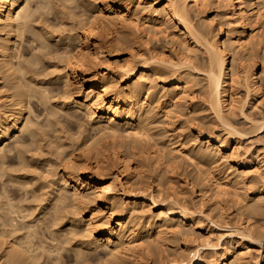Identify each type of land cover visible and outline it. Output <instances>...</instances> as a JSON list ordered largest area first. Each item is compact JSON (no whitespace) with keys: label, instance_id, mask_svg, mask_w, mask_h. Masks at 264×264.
Listing matches in <instances>:
<instances>
[{"label":"bare ground","instance_id":"bare-ground-1","mask_svg":"<svg viewBox=\"0 0 264 264\" xmlns=\"http://www.w3.org/2000/svg\"><path fill=\"white\" fill-rule=\"evenodd\" d=\"M147 3L152 7L160 3L163 4L161 11L155 7L152 8L151 13L149 12L150 15L156 16L154 19L150 16L153 20L157 19L161 21V23L163 20L165 23L172 21L174 25L176 24L180 27L181 33H174L175 35H170L171 37H169V34L166 35L167 40L174 46V57H164L165 54L161 56L162 52L160 55H156L152 51H149V53H147V51L146 56L137 52V54L131 53L129 59L125 61H121L118 58L114 61H109L107 58V50L113 47L114 44L119 46L125 43L124 40L112 37L114 31L130 26L137 33L142 32V28L147 31L148 35L149 33H154L155 35L158 32L162 33V25L158 26L155 25V23L150 24L148 22L141 24L137 21V13L143 11L141 10L143 8L142 4ZM79 5L84 8H90V12L88 13V15H90L88 16L86 14L87 17L82 18V13L79 14L76 8L79 7ZM209 7H214L218 10L217 15L221 18V21L219 20L220 22L217 21V23H219L216 31H212L211 29L215 23V17H210V19L201 16H205ZM146 10H148V8ZM37 13L38 16L36 17ZM50 15L56 16V19L58 18L60 20L58 24L63 27L67 25V20L70 19V21H72V24L69 23L70 27L62 38H57L58 36H55L56 31H53V28H55L53 24L51 29H49L51 25H48V21L50 24L52 19ZM251 16L260 21L261 26H263L262 28H264V0H164L163 2H161V0H0V74L3 80V83L0 84V180L5 178L4 176H6L7 172L4 171L6 170V166H3V160H1L3 159L2 156L8 155L6 153L3 154L7 146V151L10 153L13 148L16 149L15 147L19 142L23 144V140L25 139L24 136L21 135H23L24 132L26 133V131L28 132V130L32 138H35V136L38 138L37 136H39L40 131L37 132L36 130L40 127L36 126V128H32L35 126H31L32 124L28 122L31 117L27 120L29 107L32 110V104L30 105L31 99L35 98L34 101L37 100L40 104L42 102V104H45L46 101L49 105L52 98L51 95L56 91L54 89L48 90L44 88L46 85H38V81L29 80L28 74L34 70H32L33 67L41 63L43 64H41L42 67L45 66V62H41L42 59L46 61V56L50 59L54 52H56V58H51L52 60H48V63L50 64L49 68L53 69L52 73L55 76L54 80L61 81V90H63L66 98L68 97L70 99V101L67 99L69 102H63L64 105L68 106V108L73 107L76 109L78 107L81 109L90 121L95 122L94 124L96 127L93 126V128L97 129L99 134H101L96 138L93 137L94 139H85L84 137L85 140L83 142L86 149L85 152H87V154H85H91L93 156L97 169L95 170L88 159L85 160L88 157L83 159L84 157L82 155V160H79L73 153H68L69 156L64 153L69 157L63 158L67 159L66 163L63 161L61 162L65 164L64 172L59 180L53 181L54 183H51L52 185L49 186L51 190L49 192V198L45 196L47 197L45 202L47 201L49 205L48 210L51 209L53 212L50 214L51 217L48 215L51 210H49L50 212L47 211L48 213L46 212V215L49 216L48 218H52L55 227L56 225L58 226L57 220H62L63 228L70 230L69 233L73 235L74 238L76 234L74 228H76V224L80 225L81 223L84 224L85 232L88 233L89 239H84L85 241L79 240L80 242L78 246H75L76 248L74 245H69L72 240L63 242V244L67 246L69 245L75 249L78 248L79 251L75 253L77 256L75 264H85L88 261H92L94 264L114 263L119 256H123L124 254L127 256L128 254L126 253L130 252L135 253L133 251H138L139 257L154 258L155 264H251L253 261L252 251H255L257 252V256L253 263L264 264V257L260 258L261 252H264V180L261 179L262 182L255 189V194L253 196H242L240 193L241 189H250V185L253 184L254 179L260 177V172L264 169V158L261 155L252 154L242 159V169L232 171L231 167H227L220 172V176L216 179H214V170L209 171V168H197V174L192 178V181L193 184L197 182L200 184V190L195 191V195L199 198L198 200L205 201V199H208V201H211L213 210H217V216L222 217L224 214L223 202L229 199L238 206L237 210L239 211V217L234 222L225 220L220 224L228 231L226 233L229 236L226 241H221V235L216 240L210 238L208 241L202 243L204 251L201 252L200 249H196L191 253L180 252L178 256L174 257L169 255L163 257L159 255L162 244L158 242V240L155 243L149 241L147 244H144L139 242L149 237L145 239L140 238V241H138L139 238L134 239V237L141 234V231H145L144 233H146L151 229H155L158 235L167 233V231L174 235L185 236L199 233L202 229L200 218L202 212L187 207L181 202L176 193L168 194L164 193L163 189H155L152 184L139 186L136 185V183L130 184V189L133 190V192L135 191V193L131 192L129 200L127 199V203L123 206V209L120 210L118 209V202L114 200L115 197L112 195L116 185L114 181L116 180H112L111 183L106 182L100 177L101 174L98 172V169H102V167L99 168V166L104 164V161L107 159L106 155H104L105 153L103 154V150L101 149L104 148L102 147V142L104 143L106 137H110L111 139H109L112 140L111 145L110 143L108 144L112 149L111 152L109 151L111 161L114 165L122 169L126 181L134 178V170L130 163L131 153L129 151L130 148H134V145L131 146L132 142H130L129 145L127 140L133 139V143L135 142L138 144L141 139L149 136V124L146 121L150 118V115H148L150 110H155L156 106H161L164 116H166V118H171L176 112L174 108H179L178 106L181 108L185 104L191 105L188 120H186V122L184 120L181 125L183 129H191L192 127L195 129L193 137L191 136V138L188 137L183 140L184 144L187 143L189 145L191 142V147L187 150L179 149L178 147L171 148L170 161L177 158L192 160V156L194 155L204 159L205 164H203L208 165L209 163L216 162V153H230L234 155V153L237 152L234 151L238 150L239 146L241 147L245 139L250 138L251 135L255 133L264 132V115H262V117L259 116L261 118L257 119L243 113L245 114L244 120L249 125L246 128L238 127V125L234 124V120H231L233 118H230L237 108H241L243 112L244 106L249 103V92L252 90L256 93L262 88L261 84L264 83V34L262 33L264 31L259 30V27L255 25L252 26V21H249L251 20L249 19ZM199 17H201V19ZM51 22H53V19ZM249 25L252 27L250 28ZM224 26H226L225 28L227 29H225ZM148 35L146 34L145 36L148 38ZM48 36L57 41V43L64 41L65 46L62 53H57L58 50L54 49L56 46L53 48V42L48 40ZM23 41L28 43V49L38 50L39 52L37 51V53H35L33 51L34 53H32V56L29 55L31 56L29 59L24 57L25 60H20V58L24 59L23 54H19L20 51L17 52L15 47L17 42H20V46ZM259 49L261 50L260 54ZM40 52L42 54H39ZM41 55H44L46 58ZM259 57L260 66L259 61H257ZM15 58H17L18 61L14 62ZM95 61L96 63L101 61L102 69L91 75V72H89L90 68L88 67L92 66ZM44 70L46 69L44 68ZM57 70L59 71L57 72ZM54 72L57 74L55 75ZM38 75L41 74L37 73L36 76ZM43 75L44 74H42V76ZM32 78L34 79V77ZM199 78H202V80ZM161 79L164 84H162V91H159L160 89H156L153 82ZM200 80L202 82H200ZM115 81L120 83L118 87L116 86L117 84H114ZM260 81L262 83H260ZM36 85H38V87H36ZM240 85L247 89V95L244 99H241L239 96L237 97L236 91ZM164 87H167L168 90H164ZM196 87H198L197 93H199L198 95L201 97V103L205 105L202 111H209L212 115V118L209 120H207L208 116L206 117V115L199 116L201 110L197 108V103H194L196 97L194 96V91L196 92L194 89ZM1 88H3L2 91ZM59 88H61V86H59ZM165 91L167 93H165ZM161 92H163V94H161ZM60 99L62 98L60 97ZM56 108L58 107L56 106ZM49 110L51 112L50 105ZM55 111L58 110L56 109ZM54 112L53 115H55ZM46 113L49 116L51 115L48 112ZM182 114L185 116V113ZM68 115L69 116L66 118L67 120L64 118L67 122H74V120H76L75 123H78L80 120H77L72 113ZM51 118H53L52 115ZM48 122H50V120ZM35 124H37V122H35ZM41 125L43 126V124ZM61 125L60 127H62ZM80 125L78 124V126ZM212 125H217L224 129V133H226L227 136L220 138L213 130L214 127ZM44 126L43 129L47 127V125ZM51 132H53V130H51ZM18 133V137L12 142L17 143L15 147H12V143L5 142L11 140L12 137L16 136ZM153 135L154 134H152V136ZM39 137L42 140L43 136ZM59 137L57 138L61 139ZM120 138L123 139L118 140ZM231 138L236 143L232 151L229 147ZM125 139L127 140L125 141ZM257 139L264 143V135L258 136ZM39 140L38 142H40ZM144 140H147V138ZM59 141L60 140H58V142ZM202 141L205 143L203 144ZM4 143H6L5 147H3ZM60 143H62V146L65 142L61 141ZM29 144H27V146H29ZM41 146L42 144L38 148L39 150ZM63 146V149H61L65 152L66 145ZM70 146L72 145H69V147ZM32 147L33 146H31V148ZM81 147L82 146H80V148ZM52 148L54 149V147ZM58 148H55L57 149V151L55 150L56 152L60 150V148L59 150ZM135 148L140 149L138 147ZM17 149L19 151L18 154L24 157L20 154L22 152V146H17ZM26 149L28 150V148ZM15 151L17 154V150ZM55 151L53 153H55ZM121 152L125 154L124 159H121L119 156ZM58 153L62 154L63 152L59 151ZM18 154L17 157L19 156ZM55 154L60 156L57 153ZM163 156H165V154H160V157L164 158ZM56 158H58L57 160L60 159V157ZM23 159L22 163L25 160ZM29 161L31 160H28V162ZM47 161H49V159ZM22 163L19 162V165ZM28 164H30V162ZM43 166L45 168L44 164ZM209 167L211 168V165ZM7 174H9V172ZM9 175L7 176L9 177ZM56 176L57 175L54 177ZM30 179L29 177L28 180ZM6 181L7 180H5V182ZM15 182H17V180ZM116 182L119 183V186L125 184L121 183L119 179H117ZM126 183H129V181ZM29 186H31V184ZM9 198L11 199V197ZM248 198L249 200H247ZM10 202L11 200H8L9 204H11ZM115 202H117V204ZM88 203L94 204V206H96L94 211L100 212L101 214L95 213L93 210L87 214L84 213L83 209H86V206L88 208V205H90ZM17 206L19 205L17 204ZM66 206H70L69 211H65ZM33 208L32 206V209ZM70 208L73 210L70 211ZM147 208L149 210H158V214L156 216H144L142 213ZM14 209L18 210L17 208ZM8 212L6 214H8ZM67 212L70 214L68 215ZM9 213L11 214V212ZM2 214L6 215L5 212L3 213L1 211L0 217ZM23 215H20V217H23ZM2 217L4 218L5 216ZM23 218H25V215ZM13 219L9 220L10 223L11 221L15 222ZM1 220L3 219L1 218ZM50 220L48 219L49 222ZM45 221L47 220L45 219ZM2 222H4L2 223V225H4L6 220ZM40 222L41 220L39 223ZM17 223L18 222H16V224ZM53 223L52 225H54ZM6 224L4 226L0 224V226L10 227V224ZM14 224L15 223H12L9 229L6 227V230L4 228L1 229L0 251L3 253L2 255L0 253V264H2L1 260L3 258H5L3 260L4 263L9 264H48L46 262L48 257H52L55 251L59 253L61 249L63 250L65 248L63 244L61 247H58L59 245L57 246L56 244V248L53 247L54 249L51 248L50 250V247H45L42 242L40 245V241L39 243H34L32 238L28 239V237L32 236L30 232L32 224L28 229H26L27 226L25 225V229L28 231H25L24 235H26L27 232L28 234L25 238L22 237L23 239L19 238L22 236L18 237L20 234L19 232L23 230H18L20 223L17 224V229L15 228L17 225ZM23 224L25 223L22 222V225ZM59 225H61V223ZM34 228H36V225ZM47 229L49 230L50 228H46V230ZM59 229L60 228H58V230ZM32 230L33 233L36 231L35 229ZM62 231H64V229ZM6 234H8L9 237L12 236V239L9 240L10 238H8L7 241ZM26 238L27 240H25ZM75 239L77 240L78 238L76 237ZM47 248L48 250H46ZM86 248L94 251L103 248L102 250L106 251V256H109V258L104 259L102 256L100 257V254L91 253V251L88 252ZM40 249H43L41 250V254L39 253ZM82 249L83 251L80 252ZM45 251H47L48 255L45 254ZM56 254L57 253H55V255ZM138 260L139 258L137 261Z\"/></svg>","mask_w":264,"mask_h":264},{"label":"rangeland","instance_id":"rangeland-1","mask_svg":"<svg viewBox=\"0 0 264 264\" xmlns=\"http://www.w3.org/2000/svg\"><path fill=\"white\" fill-rule=\"evenodd\" d=\"M90 1H92V0H90ZM146 1H149V0H146ZM163 1L164 0H161V2H163ZM142 5H143V8L141 10H143V11L137 13V17H136V18H138L137 21H139V23H141V24H144V23L148 22L150 24H154L155 23V25H158V26L162 25L161 28H163L164 31H163V29H161L162 33L158 32L159 34L156 33V35L154 33H149V35H148L147 31L144 28L141 29L142 32L137 33L130 26H127L128 28L127 27H123V28H120L118 31H114L112 37L124 40L125 43L124 44H120L119 46L117 44H114L113 47H110L107 50V58L109 59V61H114L116 58H118L121 61H125V60L129 59L131 53L137 54V52L146 56L147 53H149V51H152L156 55H160V53L162 52L161 56H163L165 54L164 57H167V56L174 57V55H175L174 51H173L174 50V46H173V44H170V42L167 40L166 35L169 34V37H171L170 35L173 36V35H175L174 33H177V34L181 33L180 27L178 25H176V24L174 25V23L172 21L169 22V23H167V22L165 23V21L163 20V22L161 23V21H159L157 19L153 20L154 18H156V16L150 15L152 8L156 7L159 11H161V8L163 7V4L160 3V4H158L155 7L154 6L152 7L149 3L142 4ZM146 5H148V6H146ZM76 8L78 9V10L77 9L76 10H77V12L79 14L82 13L81 14L82 18L87 17L88 13L90 12L89 11L90 8H84L81 5H79V7H76ZM145 8L146 9L148 8V10H146ZM207 10L208 11L205 13V16L204 15H201V16L208 17V18L215 17V23L213 24L211 29H212V31H216V29H218V27H217L218 23L221 21L220 20L221 18L219 17V15H217L218 10H216L214 7H209V9H207ZM144 11H146V12H144ZM214 15H216V16H214ZM37 16H38V13L36 14V17ZM50 16L52 17L53 22H51L52 19L50 21V24H49V21H48V25H51L49 27V29H51L52 24H53V27H55V28H53L54 29L53 31H56L55 32V36H58L57 38H59V37L62 38L64 36V34H66L67 30L70 27L69 23L72 24V21H70V19L68 18L69 20H67L68 21L67 25H65L64 27L61 25L62 26V28H61L60 24H58V23H60L59 22L60 20L58 18L56 19V16H54V15H50ZM150 16H152L153 19ZM217 16H218V18H217ZM199 18L201 19V17H199ZM199 18H197V19H199ZM249 19H251L249 21H252L251 22L252 26L255 25L256 27H259L258 28L259 30L264 31L263 30L264 28H262L263 26H261V22L260 21H258L255 17H252V16L249 17ZM57 20H58V22H57ZM217 21H219V22L217 23ZM67 26H68V28H67ZM260 26H261V28H260ZM225 27L226 26H224V28ZM249 27H250V25H249ZM225 29H227V28H225ZM262 33L264 34V32H262ZM146 34L148 35V38H147V36H145ZM29 35H31V34H29ZM47 38H48L49 41L51 40L53 42V44H52L53 48L56 46L54 49L58 50L57 53H62L63 52L64 46H65L64 41H60V42L57 43V41H55L54 39L50 38L49 36ZM19 43L18 42L16 43L15 50L17 49V52L20 51L19 54L20 53L23 54V58L27 57L29 59L32 56V53H34V52L37 53V51H38V50L35 51V50L28 49V43H26V41L25 42L23 41L22 45H20L23 48L19 46ZM55 53L56 52H54V54H53V56L51 58H56V56H55L56 54ZM260 53H261V50L259 51V54ZM39 54H42V53L40 52ZM43 54H45V53H43ZM29 55H31V56H29ZM57 55H59V54H57ZM199 55L201 56L200 53H199ZM41 56L45 57L44 55H41ZM46 57L48 58V56H46ZM25 58L24 59L20 58V60H25ZM47 58L45 59L46 61H43V59L41 61L43 63L45 62L44 63L45 66L42 67L41 66L42 63H41L38 66H35V67L32 68V70L34 69L32 71L33 73L31 72V73L28 74V79L29 80L32 79L35 82L38 81L37 83H38V85L40 84V86L46 85L47 87L44 86V88H47L48 90L54 89L58 93V95H57L56 92H53L52 95H51V97H52L51 101L49 100L50 101L49 105H50L51 112L49 110V105H48V103H46V101H45V104H42L43 102L40 104V102H38L37 100H36L37 102L34 101L35 98L31 99L30 105L32 104L31 107H32L33 111L29 107L30 110L28 109L27 120H29L28 118L31 117L30 121H28V122H30V124H32L31 126H35V127H32V128H36V126H38L41 129H43V126L47 125V127L43 129L44 131L41 130L40 128H37L38 130H36L37 132L40 131L39 132V136H43L42 140L40 139L39 136H37L38 138H36L35 135H34L35 138H32L31 137V133L28 130V132L26 131V133L24 132V134L22 133L23 135H21V136H24V139H25V140H23L24 141L23 144H20L22 142L18 143L20 145H18L17 143H12L15 140V138L18 137L19 133L16 134V136L12 137L13 140L11 139V140L5 141L7 143L8 142L12 143L13 144V145L11 144L12 147H15L16 144L19 147L22 146V152L20 151L21 152L20 154L23 155L24 157H22V156H20L18 154L19 151L17 149V146L15 147L16 149L13 148L10 153L7 151V149H8V146H7V149H5V152H3V154L4 153L8 154V155H4L5 159H4L3 156H2L3 159H1V160H3L2 161L3 164H4L3 166H6L5 167L6 170H4V171H7L6 172V176L10 174L9 177L10 178L12 177V178L10 179L8 176H7V178H6V176H4L5 178L3 177L4 179L3 180L1 179L2 181L0 180V190H1L0 191V206H1L0 207V212L2 211L3 213L5 212V214H6L9 211V212H11V214L9 212L6 215L2 214V216H5V217L4 218L2 216L0 217V224L2 225V223H4L2 221H5V220H6L5 224L6 223L8 225L10 224L9 225L10 227H11L12 223H15V224H16V222H18L17 224L20 223L21 225L19 224V227H18L17 224H16L17 226H15V228L18 227V230H23L24 231V232L22 231L23 233L18 231L20 233L18 235V237L22 235L19 238H22V237L25 238V236L28 234V232H27L26 235H24V233H25V231H28L26 229H28V227H30L31 224H32L33 227L31 226L30 232H31V235L33 237L29 235L30 237L27 236L28 239L32 238L34 240V243L35 242L39 243V241H40V243H39L40 245L43 243V245L45 247L49 246L50 248L49 247L48 248L51 250V248H53V247L56 248V246H55L56 244H57V246L59 245L58 247H61L63 242L67 241V240H68V242L70 240H72V241H70L71 243L69 245H71V246L74 245V247H75V246H78V244H79V242L81 240L83 241L84 239L85 240L89 239L88 235H87L88 233L85 232L84 224H81V223H80V225L76 224V228H78V229L74 228V230L76 232V234L74 235V238H73V235H71L69 233L70 230L63 228V224H62L63 222H61L62 220H57L58 226L56 225V227H55V223H53L52 218H48L50 216V214H52L53 212H52L51 209H49V210H51V212L48 210V206L49 205H48L47 201L45 202V200H47L46 199L47 197L49 198V194H50L49 192L51 191L49 186L52 185L51 183H54L53 181H56L57 179L59 180L61 178V176H62V173L64 172V167H65L64 163H66L67 159H63V158H65V157L69 158L67 156H69L70 153L71 154L73 153V155L77 156L76 158L79 159V160L80 159L82 160L83 157H84L83 159L88 157L85 160L88 159L89 163L92 166H94L95 170L97 169L96 168V162L93 159V156L91 154L86 155L87 152H85L86 149H85V147L83 145V142H84V140L86 138L94 139L93 137L96 138V137L100 136L101 134H99L97 129L93 128V126H95V124H94L95 122L94 121L93 122L90 121V119L86 116V114H84V112L81 111V109H79L78 107L76 109L72 107L73 108L72 109V108H70V107L68 108V106L64 105V103H66V101L69 102L70 99L68 97L66 98L65 94L63 93V90H61L62 89L61 81L60 80H57V81L54 80L55 76L52 73L53 69L49 68L50 64L48 63L49 62L48 60H52V59L51 58L47 59ZM16 61H18L17 58L14 59V62H16ZM257 61H259V66H260V57H259V60L257 59ZM101 67H102L101 61H99L97 63L95 61L92 64V66H89L88 68H90L89 72H91V75H93V73L95 74L96 72L100 71L102 69ZM44 68L46 70H44ZM42 69H43V71H42ZM58 71L59 70H57V72ZM37 73L41 74V75H38L39 76L38 77V76H36ZM54 73H55V75L57 74L56 72H54ZM31 74H32V76H31ZM42 74H44V75L42 76ZM30 76H31V78H30ZM32 77H34V79ZM199 79L202 80V78H199ZM39 80H40V82H39ZM201 80H200V82H202ZM2 83H3V80L1 79V74H0V84H2ZM260 83H262V82L260 81ZM114 84L115 85L117 84L116 85L117 87L120 85V83H118V81L117 82L115 81ZM153 84L155 85L156 89H160L159 91H162V88H163L162 84H164L162 79L154 81ZM38 85H36V87H38ZM261 85H262V88L260 89L261 91L260 90L257 91L258 93L257 92L255 93L252 90L250 91L251 93L249 92V94H250L249 103L244 106L243 112H242L241 108L240 109L237 108L233 112L234 114L232 113L233 115L230 116V118L231 117L233 118L231 120L232 121L234 120L233 121V122H235L234 124L238 125V127H240V128H244L245 127L246 128V127L249 126L246 123V121L244 120L245 119V117H244L245 114L246 115L248 114V116L255 117L257 119L261 118L262 115H264V83H262ZM59 86H61V88H59ZM57 88H58L59 91L57 90ZM2 89L3 88H1V91H2ZM164 90L167 91L168 90L167 87H164ZM194 90H196V92L194 91V94H195L194 96H196L195 99H194V103H197V108H199L201 110L199 112V116H205L206 115V117L208 116L207 117L208 119L207 118L206 119L209 120L210 118H212V115L210 114L209 111H206V110L202 111V109L205 108L204 107L205 105L204 104L202 105L201 100H200L201 97H200V95H198L199 93H197L198 92V87H196ZM166 91H165V93H167ZM236 92H237V97L239 96L241 99L242 98L244 99V97H246V95H247V89L245 87L241 86V85L238 86ZM161 94H163V92H161ZM61 95H64V96H61ZM0 96H1V93H0ZM60 97L62 99H60ZM64 99H66V100H64ZM38 103H39V105H38ZM47 105H48V107H47ZM56 106L58 108H56ZM178 107L179 108H177V107L174 108L176 110V112H178V113H176L174 111L175 114L173 113L174 115L171 116V118L168 117L169 119L166 118V116H164L163 108L161 106H156L155 110L153 109V111H151L152 110L151 109L149 114H148V115H150V118H149V120L146 121L149 124L148 125L149 126L148 127L149 128V132H148L149 136L146 137L147 140H144V139H146V138H144V139H141L138 144L135 143V142H134L135 143L134 144L133 143V141H134L133 139H130V140L125 139V141L127 140V142L129 143V145H130V142H132L131 146L134 145V148L135 147L140 148V149H137V148L134 149L132 147V148H130V150L128 149L130 151V153H131L130 163H131L132 169L134 170V174H133L134 178L130 179V180H127V181H129V183H126L127 181H126V178H124V174L122 173V169L117 167L116 165H114V163L111 161L110 152H111L112 149H111L110 145H111V141L112 140H110L111 139L110 137H108V138L106 137L105 138L106 141L104 140V143L102 142V147H104V148H101V149L103 150V154L105 153L104 155H106L107 159L105 158L106 160L104 161V164H101V166H99V168L102 167L103 170L101 168L98 169V172L101 174L100 177L103 180H105L106 182L111 183L112 180L113 181L114 180L117 181V179H119L121 181V183H125V184L119 186V183L114 181L116 185L114 187L115 189L113 190V194L112 195L115 197L114 200H116L118 202V204H117V202H115V203L118 205V209H120V210L123 209V206L129 200L131 192L135 193V191L133 192V190L130 189V187H129L130 184L136 183V185H139V186H145V185H148V184H152L155 189H163L164 193H168V194L176 193V195L180 198L181 202L184 203L187 207H189L190 209H194V210H198V211L202 212L200 214L202 229H201V231L199 233H196V234H193V235H190V236L189 235L185 236V235H174V234H172V233L167 231V233H164V234L162 233V234L158 235L156 233L157 231L155 229H151L149 232H146V233H144L145 231L144 232L141 231L143 233V234L141 233L142 235L139 234V235L134 237V239L135 238L136 239L139 238L138 241H140V238H144L145 239V238L149 237L146 240H144L142 242H139V243H144V244H147L149 241H152L153 243H155L158 240V242H160L162 244V247H160V252H159L160 254L159 255H161L163 257H165V255H169L171 257L178 256L180 254V252L191 253V252H193L196 249H200V251L202 252V251H204V248L202 247V243L204 241H208L210 238H213V239L216 240L220 235H221V241H226L228 239V236H229L226 233L228 231L225 228H223V226H221L220 224L223 223L225 220H227L229 222H234L239 217V211L237 210L238 206L236 204H234L229 199L227 201L223 202L224 214H223L222 217L217 216V214H216L217 210H213V207L211 206V204H212L211 201H208V199H205V201L198 200L199 198L195 195V191H199L200 190V184H199V182L193 184V181H192V178L194 176H196V174H197V168H200V167L203 168V169H208L209 168L208 169L209 171L214 170V172H215L214 173L215 174L214 175V179H216L217 177L220 176V172L225 170L227 167H231L232 171H235L236 169H242L243 168L242 165H241L242 159L247 158V157H249L252 154H254V155L259 154V155H261L264 158V143L257 139L258 136L264 135V132L263 133L262 132H258V133H255V134L251 135L250 138L245 139L244 142L241 144V147L239 146L238 150L234 151V152L237 151L236 153H234V155H232L230 153L229 154L216 153L215 154L216 162L209 163L211 165V168L209 167L210 166L209 164H208L209 166L208 165H204L205 164L204 163L205 162L204 159L199 158L198 156H194V155L192 156V158H193L192 160H187V159H182V158L178 159L177 158L175 160L170 161V158H171V153H170L171 150L170 149L171 148H177V147L179 149H183V150L189 149L191 147V142L188 145L187 143L184 144L183 140L185 138H188V137L191 138V136L193 137V133L195 132L194 127H192L191 129H189V128L183 129L182 126H181L184 120H185V122H186V120H188V117H189L188 114H189V110H190L191 105L190 104L183 105L181 108L184 111L180 108V106H178ZM56 109L58 111H55ZM180 110H182V111H180ZM45 111L48 112L49 114H51L53 116V118H51V115L50 116L47 115V113ZM33 112H35V113H33ZM53 112H54L55 115H53ZM69 113H70V115H71V113H72V115H75V118L77 120L80 119L78 121V123L77 122L75 123L76 120H74V122L65 121L67 116H69L68 115ZM182 113H185V116ZM243 113H245V114H243ZM38 115H40L41 117L38 116ZM65 115H66V118H65ZM43 116H45V117H43ZM47 116L49 117V119H48ZM56 116H57V119H56ZM259 116H261V117H259ZM34 117H35V119H34ZM38 117H39V119H38ZM46 119H48V120H46ZM31 120H32V122H31ZM49 120H50V122L52 121L51 122L52 124L50 122H48ZM54 120H55V122H54ZM33 121H34V123H33ZM35 122H37V124H35ZM68 123L70 124V126H69ZM41 124H43V126ZM78 124L79 125L81 124V125L78 126ZM39 125H41L42 127L39 126ZM60 125L62 127H60ZM52 126L53 127L55 126L56 128L55 127L53 128ZM212 126H210V127L213 128V130L216 132L217 135H219L220 138H223V137L227 136L226 133H224L225 132L224 129H222L221 127H219L217 125L216 126L212 125ZM45 129H46V131H45ZM33 130H35V129H33ZM51 130H53V132H51ZM55 130L58 131V132H56ZM40 133H41V135H40ZM79 133H82V134H79ZM25 134L30 136L31 138L26 136ZM150 134H151V136H150ZM152 134H154V135L152 136ZM81 135H83V136H81ZM94 135H97V136H94ZM25 136H26V138L27 137L28 138L26 139ZM57 137H59L61 139H58ZM62 137H64V138H62ZM84 137H85V139H84ZM47 138H48V140H47ZM73 138H74V140H73ZM44 139L47 140V141H45ZM121 139H123V138H120L118 140H121ZM38 140L40 142H38ZM58 140H60V141L58 142ZM61 141L65 142L63 144V145H66V148H65L66 151L65 152L62 150L63 149L62 148L63 145L61 146V144H62V143H60ZM202 142H203V144L205 143L204 141H202ZM108 143H110V145ZM27 144H29L30 147L27 146ZM41 144H42V146H41V148L39 150L38 148L40 147ZM52 144H54V145H52ZM68 144L72 145V146L69 147ZM5 145H6V143L3 144V147H5ZM229 145H230L229 146L230 150L232 151L234 149L235 145H236V143L234 142V140L232 138L230 139ZM31 146H33V147L31 148ZM80 146H82V147L80 148ZM52 147H54V149ZM56 147L60 148V150H59V148H58V150L60 152H63L62 153L63 155L61 153L59 154L58 153L59 151L56 152L57 151V149H55ZM63 147H65V146H63ZM26 148H28L29 151ZM51 148H52V150H51ZM67 148H68V150H67ZM19 149H21V148H19ZM15 150H17V154L19 155L18 157H17V154L15 153L16 152ZM41 150H43V151H41ZM78 150H79V152H78ZM131 150H133V151H131ZM54 151H55V153L59 154L60 156H57L55 153H53ZM42 152H43V154H42ZM83 152H84V154H83ZM162 153L165 154V156H163L164 158L160 157V154H162ZM38 154L39 155L41 154V155L39 156ZM45 155H47V156H45ZM82 155H83V157H82ZM236 155H237V157H236ZM11 156H13V157H11ZM51 156H52V158H51ZM119 156L121 157V159H124L125 154L124 153L122 154V152H121ZM56 157H60V159L57 160L58 158H56ZM22 159L24 160L25 163L24 162L22 163ZM27 159L31 160V161H29L31 165L28 164L29 162H28ZM48 159H49L50 163H49V161H47ZM35 161H37V162H35ZM62 161L64 163H61ZM19 162L24 164V165H22V164L19 165ZM36 163H38V164H36ZM43 164L45 165V168H44ZM35 165H36V167H35ZM46 165H47V167H46ZM21 171H22V173H21ZM8 172H9V174H7ZM102 172H103V174H102ZM12 173H14V174H12ZM55 175H57V176L54 177ZM114 175H115V177H114ZM29 177L31 178L30 180H33V181L28 180ZM34 177H36V178H34ZM12 179H14V180H12ZM25 179H27L30 182L32 187L29 186L30 185L29 182L27 180H25ZM261 179L264 180V169L261 170L260 177L254 179L253 184L250 185V187H251L250 189H246V188L245 189H241V191H240L241 195L242 196H253L255 194V189L262 182ZM5 180H7L8 182L7 181L5 182ZM9 180H11V181H9ZM16 180H17V182H15ZM1 185H2V187H1ZM5 185H6L7 188L5 187ZM47 185H48V187H47ZM22 188H24V189H22ZM30 191H32V192H30ZM4 192H5V194H4ZM124 192H126V193H124ZM45 196H47V197H45ZM9 197H11V199ZM34 197H36V198H34ZM8 200L9 201L11 200V202H10L11 204L8 203ZM247 200H249V198ZM41 201H43V202H41ZM4 204H5V206L7 204L8 205L5 207ZM17 204L19 206H17ZM88 204H90V205H88V208L86 206L85 207L86 209H83L84 213H86V214L89 213L92 210L94 211V208H96V206H94V204H91V203H88ZM32 206L34 207L33 209H32ZM45 206H46L47 209L45 208ZM2 207L5 210H3ZM35 207H36V209H35ZM69 207L70 206H68V207L66 206L65 211H69ZM9 208H10V210H9ZM14 208H17L18 210L19 209L20 210L18 211V210L14 209ZM11 209H12V211H11ZM15 210H16V212H15ZM71 210H73V209L70 208V211ZM28 211H30V212H28ZM38 211H40V212H38ZM47 211L50 212V213H48ZM18 212L20 213V215L24 214L25 218H23L24 215H23V217H20ZM46 212L48 213L49 216L46 215ZM94 212L101 214L100 212H96V211H94ZM67 214L69 215L70 213L67 212ZM142 214H144V216H156L158 214V210H156V209H152V210L150 209L149 210L147 208L145 211H143ZM13 217H14V219H13ZM1 218L3 220H1ZM11 219L15 220V222L11 221V223H10L9 220H11ZM45 219L47 221H45ZM48 219L49 220L51 219L50 222L48 221ZM38 220L39 221L41 220V222L39 223ZM43 221H45V222H43ZM58 221H60V222H58ZM250 221H255V220H250ZM22 222L25 223V224L22 225ZM52 223L54 225H52ZM60 223H61V225H59ZM41 224H42L43 228H42ZM4 225H2V226H4ZM14 225H12V226H14ZM25 225L27 226V228H26ZM35 225H36V228H34ZM2 226H0V232L2 231L1 230L2 228H4V229H5V227L8 228V229L10 228L8 226H5V227H2ZM39 227H41V228H39ZM46 228H50L52 230V232H51L50 229L46 230ZM58 228H60V229L58 230ZM32 229H35L36 231H34V233H33ZM63 229H64V231H62ZM184 230H185V228H184ZM18 232H17V234H18ZM36 234H38V235H36ZM6 235H7L6 236L7 241H8V238H10L9 240L12 239V236L9 237L8 234H6ZM44 235H45V237H44ZM68 235H70V236H68ZM50 236L51 237L54 236L56 239L54 237L51 238ZM40 237L42 238V240H41ZM76 237L78 238L77 240L75 239ZM25 240H27V238ZM44 241H46L47 243L44 242ZM58 241H59V243H58ZM61 241H62V243H61ZM48 243H49V245H48ZM64 246H65V248L63 250L61 249L60 250L61 252L58 253L57 251H55V253H57L58 255L60 254L59 256L56 254L58 257L55 255V253H53V256L54 255L55 256L51 257L49 255L51 258L48 257L46 259V262L48 264L52 263L53 261L54 262L52 264H75L76 263L75 259H77V256H76L75 253H77L79 251L78 248L75 249L76 247L74 248V247L69 246V247L73 248V249H71L66 244H63V247ZM48 248L46 250H48ZM102 249L103 248L97 249V251H94L92 249H87L86 248V250L88 252L91 251V253L94 252L96 254H100V257L102 256L104 259L105 258L106 259L109 258V256L108 257L106 256V251L102 250ZM41 250H43V249H40V251L38 250L40 254H41ZM98 250H100V251H98ZM82 251H83V249L80 250V252H82ZM42 252H44V251H42ZM45 252H46L45 254H47V251H45ZM101 252H103V253H101ZM133 252H135V253H131L130 252L131 254L130 253H126V254H128L127 256L125 254H124L125 256L124 255L123 256H119L115 260L114 263H109V264H155L154 263V261H155L154 258L150 259L148 257L149 258L148 259V258L143 257V256L139 257L138 256L139 254L137 253L138 251L137 252L133 251ZM0 253L2 255L3 252L0 251ZM256 256H257V252L252 251V257H253L252 260L253 261L256 258ZM263 257H264V252H261L260 258H263ZM58 258H60V259H58ZM138 258H139V260L137 261ZM4 259L5 258H3L1 260V263L2 264H9V263H4V261H3ZM53 259H55V260H53ZM56 259H58V260H56ZM47 260H49V261H47ZM253 261L251 262V264H254ZM56 262H58V263H56ZM88 263L89 264H94V262H92V261L91 262L88 261L85 264H88Z\"/></svg>","mask_w":264,"mask_h":264}]
</instances>
